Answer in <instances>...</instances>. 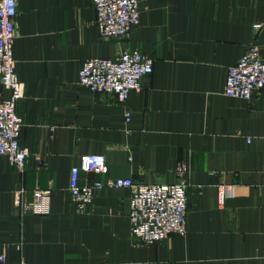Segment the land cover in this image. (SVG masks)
<instances>
[{
	"label": "crops",
	"instance_id": "1",
	"mask_svg": "<svg viewBox=\"0 0 264 264\" xmlns=\"http://www.w3.org/2000/svg\"><path fill=\"white\" fill-rule=\"evenodd\" d=\"M16 2V112L29 157L20 168L0 157L3 264H264V87L248 100L223 93L250 45L264 58V0H139L137 26L118 38L99 34L91 0ZM126 49L153 64L123 103L78 84L85 59ZM85 153L104 155L107 176L145 184L174 182L182 163L186 232L153 243L132 235L126 187L98 188L78 209L69 170ZM105 176L80 172L79 183ZM219 184L234 191L222 207ZM36 188L49 190L46 215L24 208Z\"/></svg>",
	"mask_w": 264,
	"mask_h": 264
},
{
	"label": "built area",
	"instance_id": "2",
	"mask_svg": "<svg viewBox=\"0 0 264 264\" xmlns=\"http://www.w3.org/2000/svg\"><path fill=\"white\" fill-rule=\"evenodd\" d=\"M95 23L104 38H118L129 33L139 21V0H91ZM16 0H0V157H5L17 168L29 157L20 145L19 135L23 124L16 112V103L23 95V83L14 70L13 42L16 37ZM260 29L261 23H254ZM153 59L138 49L123 50L114 57L95 56L85 59L77 75L79 85L91 92L114 95L123 103L129 93L141 86L142 78L152 73ZM264 87V58L258 46L250 45L236 62L227 68L224 95L248 100ZM130 113L124 111V120ZM36 160L40 157L35 156ZM80 172L106 175L103 180L79 183ZM108 165L103 154L85 153L69 170L68 189L71 202L84 209L90 204L95 191L101 187H126L131 189L128 219L131 234L146 243L163 240L172 234L186 232L188 194L185 167L177 166V178L171 183H137L130 177L107 176ZM234 193L233 186H216V202L222 207ZM16 199V205H19ZM25 210L35 215H46L50 210L49 190L36 188ZM5 256L0 252V264Z\"/></svg>",
	"mask_w": 264,
	"mask_h": 264
}]
</instances>
